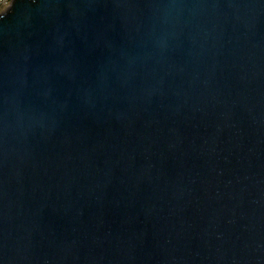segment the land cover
<instances>
[{
  "label": "water",
  "instance_id": "1",
  "mask_svg": "<svg viewBox=\"0 0 264 264\" xmlns=\"http://www.w3.org/2000/svg\"><path fill=\"white\" fill-rule=\"evenodd\" d=\"M0 264H264V0H13Z\"/></svg>",
  "mask_w": 264,
  "mask_h": 264
},
{
  "label": "built area",
  "instance_id": "2",
  "mask_svg": "<svg viewBox=\"0 0 264 264\" xmlns=\"http://www.w3.org/2000/svg\"><path fill=\"white\" fill-rule=\"evenodd\" d=\"M12 2L13 0H0V13L6 12L10 8Z\"/></svg>",
  "mask_w": 264,
  "mask_h": 264
}]
</instances>
